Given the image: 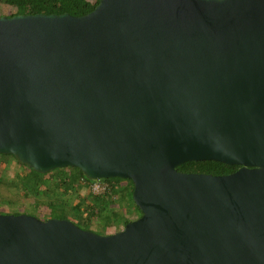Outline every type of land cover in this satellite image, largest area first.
Segmentation results:
<instances>
[{
  "label": "water",
  "instance_id": "water-1",
  "mask_svg": "<svg viewBox=\"0 0 264 264\" xmlns=\"http://www.w3.org/2000/svg\"><path fill=\"white\" fill-rule=\"evenodd\" d=\"M0 153L133 182L113 233L0 213V264H264V0L0 15ZM214 160L227 174L183 172Z\"/></svg>",
  "mask_w": 264,
  "mask_h": 264
},
{
  "label": "trees",
  "instance_id": "trees-1",
  "mask_svg": "<svg viewBox=\"0 0 264 264\" xmlns=\"http://www.w3.org/2000/svg\"><path fill=\"white\" fill-rule=\"evenodd\" d=\"M4 2L20 9V11L7 15L68 12L79 16L90 12L99 0H4ZM10 158L16 162L17 169L10 177L9 185H14L17 191L25 196H34L35 199L33 198L28 207L33 209L37 217L39 215L37 206L43 203L48 207V211L42 216L43 219L69 218L84 229L89 228L93 219L92 225L96 230L99 233H106L108 227L114 225L124 227L126 223L141 215V211L132 198L133 182L130 179L118 177L104 179L109 186L108 189L94 193L88 187L90 180L75 167L57 168L47 173H39L19 163L13 155L0 153V167L2 168L0 186L5 180L4 174ZM237 168L238 165H228L214 160L186 161L177 167L183 172L213 175L227 174ZM84 187L87 190L82 195L81 189ZM75 199L78 201L73 203ZM12 203H14L13 198H5L0 193V213H5L1 210L3 206ZM27 209L26 206H22L12 212L14 214L25 213Z\"/></svg>",
  "mask_w": 264,
  "mask_h": 264
},
{
  "label": "rangeland",
  "instance_id": "rangeland-1",
  "mask_svg": "<svg viewBox=\"0 0 264 264\" xmlns=\"http://www.w3.org/2000/svg\"><path fill=\"white\" fill-rule=\"evenodd\" d=\"M16 11H20L19 8H17L16 6L7 4L6 2H4V0H0V15H7L10 13H14ZM2 168L0 167V170ZM17 169V165L16 162L10 158L7 161V170L6 173L4 174V181H3V185L0 186V193L3 197L5 198H13V202L12 204L8 205V206H3L1 208L2 211H4L5 213H13L12 211L17 210L18 208H22V206H26L28 209L25 211V213L34 215L35 213L33 212V209H30L28 206V204L30 202L33 201L34 196L33 195H28L25 196L23 193H21L20 191L18 192L17 189L14 187V185L10 186L9 182L11 181L10 177H12L13 173L16 171ZM59 173V172H58ZM92 181V180H90ZM100 182H105L104 179L99 180ZM86 188H82L81 189V194L83 195L84 193H86ZM35 199V198H34ZM78 201V199H77ZM76 199L73 200V203L77 202ZM22 205V206H21ZM11 211V212H10ZM48 211V207L46 204L40 203L37 206V212L39 213L38 217L40 219H43V215ZM33 212V213H32ZM93 224V219L91 221V224L89 226L88 229L93 230L95 232H98L95 228ZM123 227L121 225H114V226H110L106 229V233H113L116 231L121 230ZM99 233V232H98Z\"/></svg>",
  "mask_w": 264,
  "mask_h": 264
},
{
  "label": "built area",
  "instance_id": "built-area-1",
  "mask_svg": "<svg viewBox=\"0 0 264 264\" xmlns=\"http://www.w3.org/2000/svg\"><path fill=\"white\" fill-rule=\"evenodd\" d=\"M89 189L94 193L104 192L108 189L106 182H100L99 180H92L88 184Z\"/></svg>",
  "mask_w": 264,
  "mask_h": 264
},
{
  "label": "flooded vegetation",
  "instance_id": "flooded-vegetation-1",
  "mask_svg": "<svg viewBox=\"0 0 264 264\" xmlns=\"http://www.w3.org/2000/svg\"><path fill=\"white\" fill-rule=\"evenodd\" d=\"M233 172V171H232Z\"/></svg>",
  "mask_w": 264,
  "mask_h": 264
}]
</instances>
